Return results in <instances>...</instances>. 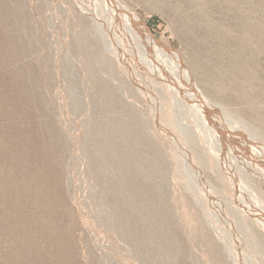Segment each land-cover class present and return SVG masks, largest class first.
Masks as SVG:
<instances>
[{
    "label": "rangeland",
    "instance_id": "obj_1",
    "mask_svg": "<svg viewBox=\"0 0 264 264\" xmlns=\"http://www.w3.org/2000/svg\"><path fill=\"white\" fill-rule=\"evenodd\" d=\"M111 2L0 0V264H264V0Z\"/></svg>",
    "mask_w": 264,
    "mask_h": 264
},
{
    "label": "bare ground",
    "instance_id": "obj_2",
    "mask_svg": "<svg viewBox=\"0 0 264 264\" xmlns=\"http://www.w3.org/2000/svg\"><path fill=\"white\" fill-rule=\"evenodd\" d=\"M113 1V3H114V5L112 4V2H111V0H110V2H111V6H115L116 7V10H117V12H119V13H121L122 11H124L125 12V7L121 4V2H119V4L121 5V6H123V7H121L122 9H120V7L118 6V5H116L117 3L115 2V0H112ZM126 17H128V19L130 18V19H132V21H137V19L138 20H140V17L138 16V15H136V14H133V16L132 17H129V16H126ZM156 59V58H155ZM160 62V61H159ZM179 63V65H181L182 66V62H178ZM165 68H164V71H165V73H166V75H168V81L170 80L173 84H174V86H178V85H180L179 83H178V79L177 78H175V76H174V74L173 73H171L170 71H169V69L166 67V66H164ZM155 68V67H154ZM159 69V68H158ZM154 73H158L156 70H155V72ZM181 77H182V79H183V81H187V83L189 84V86L192 88V89H195V92L196 93H192L191 94V96H195V97H201V98H203L202 96V92L199 90V89H196V85L193 83V78H192V76H191V74L189 73V71H182V73H181ZM187 79V80H186ZM171 83V84H172ZM183 89V88H182ZM181 94H184L185 95V97L187 98V100H189L190 102H195V101H198V102H201V108H195V110H197V112H199L201 115H203L202 117L200 116V114L199 113H197V117L199 116V117H201L200 118V121H204L205 119H206V117L204 116V112L206 113V112H208V113H211L212 111H213V109L214 108H212L210 105H209V103H207V101H206V99H195V101H193L191 98H189L188 96H187V94H185V91L184 90H182L181 91ZM179 100V99H178ZM215 112V111H214ZM216 112H218L217 110H216ZM213 114H216V113H213ZM209 115V114H208ZM218 117V118H217ZM216 118H213V117H211L212 119H214V121L216 122V123H219L220 125V127H223V129H225V131L226 132H239V129L238 128H236V127H233V126H231L230 125V123L228 124L227 122H226V120H224L221 116L219 117V116H217ZM206 121V120H205ZM186 126H188V125H186ZM227 128H228V130H227ZM239 133H241V131L239 132ZM232 134V133H231ZM233 139V138H232ZM227 140H229L230 142H231V139H227ZM239 144V143H238ZM241 145H244V143H241ZM240 145V146H241ZM227 147H225V149H223L224 151H225V153L227 152ZM250 154H251V156L253 157V158H256V157H258L259 155L257 154V153H254V152H250ZM260 157V156H259ZM228 157H226V159H227ZM231 159V158H230ZM258 160V159H257ZM226 162L229 164V166L227 167L228 169H230L231 168V162L227 159L226 160ZM234 166V165H233ZM233 168V167H232ZM245 207V206H244ZM246 209H248V207H245ZM251 214H255V213H252V212H250Z\"/></svg>",
    "mask_w": 264,
    "mask_h": 264
},
{
    "label": "water",
    "instance_id": "obj_3",
    "mask_svg": "<svg viewBox=\"0 0 264 264\" xmlns=\"http://www.w3.org/2000/svg\"><path fill=\"white\" fill-rule=\"evenodd\" d=\"M127 13L132 17L133 14L130 11H127ZM149 27V25H147ZM210 115V113H208Z\"/></svg>",
    "mask_w": 264,
    "mask_h": 264
}]
</instances>
